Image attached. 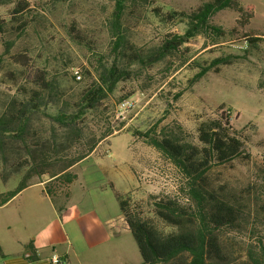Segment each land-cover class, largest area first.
<instances>
[{"label":"rangeland","instance_id":"374dc122","mask_svg":"<svg viewBox=\"0 0 264 264\" xmlns=\"http://www.w3.org/2000/svg\"><path fill=\"white\" fill-rule=\"evenodd\" d=\"M21 0H0V18L9 20L15 3ZM28 3V29L23 34L5 36L12 41L9 54L4 56L0 37V96L1 101L16 97L20 89L34 88V80L43 75L56 81L68 96H75L79 89L96 78L101 63L111 61L108 18L112 10L109 0H23ZM206 0H157L152 7L164 11L190 12ZM243 6H251L254 17L250 24L238 29V17L231 10L215 14L210 23L221 32L199 35L184 44L181 52L172 54L152 67L133 68L130 80L117 85L114 92L102 103L100 109L88 123V135L104 138L93 155L82 161L75 173L88 184L112 182L117 193L136 204L151 216V202L158 198L179 197L183 180L174 166L158 151L149 146L146 138L170 136L196 144L195 120L199 115L211 114L220 105L231 111V123L235 129L252 128L256 132L253 145L248 149V163L234 161L224 167L213 168L208 176V186L214 190L237 192L254 187L250 200L259 193V167L264 148V0H237ZM74 24L83 42L73 41L68 28ZM131 42L139 47L159 45L168 33L183 34L185 26L160 24L150 14L139 23L129 22ZM245 35L259 38L256 48H250ZM226 59L228 64H216ZM108 65V64H107ZM211 69L201 79L194 80L202 69ZM78 71L80 79L73 73ZM179 95V97H177ZM129 101L132 106L118 115V106ZM44 127L49 126L45 116H39ZM8 168L0 162V171ZM26 172L6 174L0 179V191L15 190L23 181ZM31 183L46 181L30 177ZM108 186V185H107ZM110 186H108L109 188ZM109 191V190H108ZM114 212L119 211L110 191L106 194ZM60 199H64L63 196ZM264 201V199H262ZM250 206L248 225L240 230L222 232L219 236L221 248L228 264H251L247 250L255 248L260 235H264V215L258 221ZM260 213V211H258ZM262 214V213H261ZM257 222V224H254ZM256 232L252 235L251 228Z\"/></svg>","mask_w":264,"mask_h":264},{"label":"trees","instance_id":"16d2710c","mask_svg":"<svg viewBox=\"0 0 264 264\" xmlns=\"http://www.w3.org/2000/svg\"><path fill=\"white\" fill-rule=\"evenodd\" d=\"M70 3L74 0H60ZM112 6L108 18L110 34V62L99 61L96 78H91L77 94L68 96L55 80L38 76L34 88L20 89L16 97L1 101L0 96V162L8 168L0 171V179L6 174L26 172L15 190L0 195V206L6 204L26 187L38 183L29 182L35 176L44 182V193L56 203L63 196L69 197L68 188L75 182L76 167L90 157L98 144L107 136L96 138L88 135V123L102 103L121 82L130 80L135 67L145 69L162 62L168 56L181 52L184 44L199 35L221 32L211 25V18L220 11L231 10L238 17V29L246 28L254 17L251 6H243L237 0H206L190 12L152 7L157 0H109ZM29 5L21 0L9 13V20L0 18V37L3 53L9 54L12 41L7 34L19 36L28 29L25 13ZM150 14L160 24H183V34L168 33L159 45L139 47L131 42L129 22H142ZM68 36L81 44L83 38L74 24L68 28ZM250 48H256L259 38L245 35ZM216 64H228L219 59ZM108 64V65H107ZM211 68H202L194 77L201 79ZM179 97V95H177ZM220 105L213 113L199 115L195 120L196 144L179 138L164 136L146 138L149 146L167 159L183 180L179 197L156 198L151 202V216L136 204L115 193L119 211L136 243L141 256L140 264H228L219 236L222 232L243 229L248 225L250 206L256 207L258 221L264 215V152L259 167V193L250 200L254 187L237 192L214 190L208 186L207 176L216 167H224L234 161L248 163L249 147L254 144L256 132L252 128L235 129L231 123V111ZM47 118L49 126L41 124L39 116ZM258 147L264 148L260 140ZM260 211V213L258 212ZM262 213V214H261ZM254 224H257L255 222ZM251 228L252 235L256 227ZM255 248L247 250L251 264H264V235H260Z\"/></svg>","mask_w":264,"mask_h":264},{"label":"crops","instance_id":"0c3cea01","mask_svg":"<svg viewBox=\"0 0 264 264\" xmlns=\"http://www.w3.org/2000/svg\"><path fill=\"white\" fill-rule=\"evenodd\" d=\"M76 176L67 199L53 203L38 182L0 206V264H51L53 256L63 264L141 263L124 218L106 195L118 192L114 184Z\"/></svg>","mask_w":264,"mask_h":264},{"label":"built area","instance_id":"2783aa9c","mask_svg":"<svg viewBox=\"0 0 264 264\" xmlns=\"http://www.w3.org/2000/svg\"><path fill=\"white\" fill-rule=\"evenodd\" d=\"M73 75H74L75 79H77V80L80 79V74L78 71H75L73 73ZM131 106H132V104L129 101H124V102L120 103L118 106V110H119L118 115H121L122 113L127 111ZM51 264H63V260H61L60 258H58L56 256H53L51 258Z\"/></svg>","mask_w":264,"mask_h":264}]
</instances>
